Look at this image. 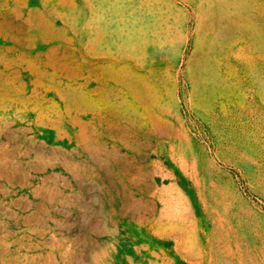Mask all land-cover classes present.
I'll list each match as a JSON object with an SVG mask.
<instances>
[{
  "label": "rangeland",
  "instance_id": "obj_1",
  "mask_svg": "<svg viewBox=\"0 0 264 264\" xmlns=\"http://www.w3.org/2000/svg\"><path fill=\"white\" fill-rule=\"evenodd\" d=\"M0 264H264V0H0Z\"/></svg>",
  "mask_w": 264,
  "mask_h": 264
}]
</instances>
